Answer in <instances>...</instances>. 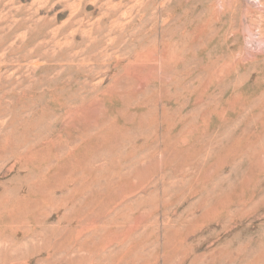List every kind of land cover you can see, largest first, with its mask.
<instances>
[{
    "label": "rangeland",
    "instance_id": "rangeland-1",
    "mask_svg": "<svg viewBox=\"0 0 264 264\" xmlns=\"http://www.w3.org/2000/svg\"><path fill=\"white\" fill-rule=\"evenodd\" d=\"M263 75L264 0H0V264L264 263Z\"/></svg>",
    "mask_w": 264,
    "mask_h": 264
},
{
    "label": "bare ground",
    "instance_id": "bare-ground-1",
    "mask_svg": "<svg viewBox=\"0 0 264 264\" xmlns=\"http://www.w3.org/2000/svg\"><path fill=\"white\" fill-rule=\"evenodd\" d=\"M220 36H221V35H220ZM230 36H231V35H230ZM221 38H222V37H221ZM219 40H220V39H219ZM224 40H225V39H224ZM222 42H223V40H222ZM231 43H232V41H231ZM227 49H229V48H227ZM175 52H176V51H175ZM181 52H182V51H180V53H181ZM236 53H237V52H236ZM226 54H227V53H226ZM233 55H234V54H233ZM230 56H231V55H230ZM224 57H225V56H224ZM227 60L230 61L228 58H227ZM231 60H232V59H231ZM225 61H226V58H225ZM186 62H187V61H186ZM226 62H227V61H226ZM233 62L235 63V61H233ZM231 63H232V61H231ZM173 65H174V64H173ZM214 66H215V65H214ZM214 66H213V68H214ZM216 67H217V65H216ZM221 67H222V66H221ZM230 67H231V66H230ZM234 67H235V66H234ZM236 68H237V66H236ZM216 69H217V68H216ZM224 69H225V72L228 71V70L226 71V68H224ZM224 69H223L222 71H224ZM188 71H189V70H188ZM217 71H218V70H217ZM219 71H220V69H219ZM222 71H221V72H222ZM178 72H179V71H178ZM184 72H185V71H184ZM184 72H183V73H184ZM225 72H222L221 74L223 75V73H225ZM176 73H177V72H176ZM181 73H182V72H181ZM219 73H220V72H219ZM184 74H186V73H184ZM227 74H228V73H227ZM260 74H261V73H260ZM219 75H220V74H219ZM222 75H221V76H222ZM253 75H254V74H253ZM205 76H206V75H205ZM211 76H212V74H211ZM216 76H217V75H216ZM223 76H227V75L224 74ZM263 76H264V75H263ZM238 77H239V76H238ZM259 77H260V76H259ZM261 77H262V76H261ZM261 77H260V78H261ZM223 78H224V77H223ZM248 78H249V77H248ZM256 78H257V77H256ZM235 79H236V78H235ZM177 80H178V79H177ZM191 81H192V80H191ZM208 81H209V80H208ZM231 81H232V80H231ZM235 81H237V80H235ZM253 81H255V80L253 79ZM262 81H263V80H262ZM262 81H261V82H262ZM241 82H242V81H241ZM186 83H188V82H186ZM186 83H185L184 85H187ZM193 83H194V82H193ZM231 83H232V82H230L229 84H231ZM233 83H234V82H233ZM243 83H244V82H243ZM254 83H255V82H254ZM254 83H253V84H254ZM179 84H180V83H179ZM190 84H192V82H191ZM206 84H207V83H206ZM260 84H261V83H260ZM262 84H263V83H262ZM204 85H205V84H204ZM224 85H227V84H224ZM263 85H264V84H263ZM195 86H196V85H195ZM229 86H232V85H229ZM229 86H228V87H229ZM250 86H251V84H250ZM190 87H191V86H190ZM204 87H205V86H204ZM206 87L208 88V86H206ZM228 87H227V88H228ZM232 87H233V86H232ZM238 87H239V86H238ZM238 87H237V88H238ZM184 88H185V87H184ZM227 88H226V89H227ZM185 89H186V88H185ZM190 89H192V88H190ZM255 90H256V89H255ZM175 92H176V91H175ZM181 93H182V92H181ZM212 93H213V92H212ZM186 94H187V93H186ZM210 94H211V93H210ZM223 94H224V92H222L221 95H223ZM180 95H181V94H180ZM221 97H222V96H220V98H221ZM248 97H249V96H248ZM254 97H255V96H254ZM263 97H264V96H263ZM182 99H183V98H182ZM236 99H237V98H236ZM263 99H264V98H263ZM244 100H245V99H244ZM176 101H177V100H176ZM240 101H242V100H240ZM213 102H214V101H213ZM247 102H248V101H247ZM197 103H198V101H197ZM240 103H241V102H240ZM248 103H249V102H248ZM256 103H257V102H256ZM194 104H196V103H194ZM234 104H235V101H234ZM238 104H239V103H238ZM259 104H260V106H262L261 103H259ZM243 105H244V104H243ZM256 105H257V104H256ZM207 106H208V105H207ZM244 106H246V104H245ZM250 106H251V105H250ZM235 107H236V105H235ZM244 108H245V107H244ZM250 108H252V107H250ZM177 109H178V108H177ZM202 109H203V108H202ZM205 109H206V108H205ZM221 109H222V108H221ZM237 109H238V108H237ZM260 109H262V108H260ZM176 111H177V110H176ZM198 111H199V110H198ZM201 111H202V110H201ZM218 111H219V110H218ZM230 111H231V110H230ZM239 111H240V110H239ZM251 111H252V110H251ZM206 112H207V111H206ZM164 113H165V112H164ZM172 113H173V111H172ZM180 113H181V112H180ZM202 113H203V112H202ZM215 113H216V111H215ZM228 113H229V112H228ZM236 113H237V112H236ZM177 114H178V112H177ZM204 114H205V113H204ZM233 114H235V113H233ZM244 114L247 115V112L244 113ZM248 114H250V113H248ZM251 114H252V113H251ZM197 115H198V113H197ZM201 116H202V114H201ZM242 116L244 117V115H242ZM242 116H241V118H242ZM247 116H248V115H247ZM251 116H252V115H251ZM176 117H177V116H176ZM251 118H252V117H251ZM224 119H225V118H224ZM224 119L222 118V120H224ZM247 119H248V118H247ZM163 120H164V119H163ZM188 120H189V119H188ZM198 120H199V118H198ZM225 121H226V119H225ZM229 121H230V119H229ZM231 121H232V120H231ZM239 121H240V120H239ZM241 121H242V120H241ZM245 121H246V120H244L243 122H245ZM157 122H158V121H157ZM161 122H162V121H161ZM161 122H160V123H161ZM187 122H188V121H187ZM189 122H190V121H189ZM201 122H202V120H201ZM234 122H235V121H234ZM262 122H263V121H262ZM164 123H165V122H164ZM190 123H191V122H190ZM235 123H236V122H235ZM235 123H234V124H235ZM239 123H240V122H239ZM263 123H264V122H263ZM175 124H176V123H175ZM230 124H231V123H230ZM256 124H257V123H256ZM256 124H255V125H256ZM161 125H162V124H161ZM176 125H177V124H176ZM176 125H175V126H176ZM238 125H239V124H238ZM255 125H253V126H255ZM157 126H158V125H157ZM259 126H260V122H259ZM262 126H263V125H262ZM197 127H198V126H197ZM232 127H234V125H232L230 128H232ZM198 128H199V127H198ZM234 128H235V127H234ZM234 128H233V130H234ZM249 128H250V126H249ZM251 128H252V127H251ZM216 129H217V127H216ZM224 129H225V128H224ZM235 129H236V128H235ZM260 129H261V128H260ZM262 129H264V128H262ZM262 129H261V130H262ZM172 130H173V129H172ZM231 130H232V129H231ZM245 130H246V129H245ZM249 130H250V129H249ZM240 131H241V130H240ZM165 132H166V131H165ZM232 132H234V131H232ZM246 132H247V131H246ZM257 132H258V131H257ZM257 132H256V133H257ZM214 133H215V132H214ZM225 133H226V131H225ZM228 133H229V132H227V135H228ZM259 134H261V132H259ZM182 135H184V134H182ZM245 135H246V134H245ZM245 135H244V136H245ZM254 135H255V134H254ZM255 136H256V135H255ZM172 137H173V136H172ZM205 138H207V137H205ZM230 138H231V137H230ZM254 138L256 139V137H254ZM164 139H165V138H164ZM228 139H229V138H228ZM228 139H227V140H228ZM243 139H244V138H243ZM180 140H182V139H180ZM211 140H212V139H211ZM227 140H226V142H227ZM229 140H230V139H229ZM231 140H232V139H231ZM231 140H230V141H231ZM249 140H250V139H249ZM253 140H254V139H253ZM174 141H175V140H174ZM222 141H223V139H222ZM246 141H247V140H246ZM203 142H204V141H203ZM208 142H209V141H208ZM231 142H232V141H231ZM240 142H241V141H240ZM249 142H250V141H249ZM91 143H92V142H91ZM165 143H166V142H165ZM169 143H172V142H169ZM169 143H168V145H169ZM173 143H174V142H173ZM180 143H181V142H180ZM180 143H176V144H179V146H180ZM186 143H187V142H186ZM209 143H210V142H209ZM227 143H228V142H227ZM181 144H182V143H181ZM157 145H158V144H157ZM216 145H217V144H216ZM234 145H235V144H234ZM171 146H172V145H171ZM186 146H187V145H186ZM209 146H210V145H209ZM235 146H236V145H235ZM238 146H240V145H238ZM156 147H157V146H156ZM219 147H220V146H219ZM177 148H178V147H177ZM180 148H183V147H180ZM213 148H214V150H215V148L218 149V147H213ZM249 148H250V147H249ZM191 149H192V147H191ZM193 149H194V148H193ZM198 149H199V148H198ZM256 149H257V147H256ZM180 150H181V149H180ZM186 150H187V149H186ZM205 150H206V149H205ZM219 150H220V149H219ZM221 150H222V149H221ZM231 150H232V149H231ZM231 150H230V151H231ZM217 151H218V150H217ZM175 152H176V151H175ZM195 152H196V151H195ZM210 152H211V151H210ZM221 152H222V151H220V154H221ZM233 152H234V149H233ZM247 152H248V151H247ZM207 153H208V152H206V154H207ZM211 153H212V152H211ZM188 154H189V152H188ZM246 154H247V153H246ZM249 154H250V153H249ZM249 154H248V155H249ZM262 154H264V153H262ZM230 155H231V154H230ZM219 156H220V155H219ZM250 156H251V155H250ZM212 157H213V155H212ZM248 157H249V156H248ZM248 157H247V158H248ZM182 158H183V157H182ZM247 158H244V161H245V159H247ZM242 159H243V158H242ZM249 159H250V158H249ZM222 160H223V159H221V161H222ZM237 160H239V159H237ZM178 161H179V160H178ZM244 161H243V162H244ZM246 161H247V160H246ZM176 162H177V161H176ZM173 163H174V162H173ZM226 163H227V161H226ZM237 163H238V162H237ZM237 163H236V164H237ZM250 163H251V162H250ZM180 164H181V163H180ZM188 164H189V163H188ZM238 164H239V163H238ZM241 164H242V163H241ZM186 165H187V164H186ZM224 165H225V164H224ZM242 165H243V164H242ZM247 165H248V164H247ZM247 165H246V166H247ZM190 166H191V165H190ZM190 166H189V167H190ZM192 166H193V165H192ZM227 166H228V165H227ZM239 166H240V165H239ZM253 166H254V165H253ZM178 167H179V166H178ZM249 167H251V166H249ZM129 168L131 169V167H129ZM222 168H223V167H222ZM231 168H233V167H230V169H231ZM236 168L239 170L240 167H238V165H237ZM90 169H92V168H90ZM119 169H120V168H119ZM191 169H192V168H191ZM237 169L234 170V171H236V174H237ZM83 170H84V169H83ZM92 170H93V169H92ZM102 170H103V169H102ZM174 170H175V169H174ZM245 170H246V169H245ZM108 171H109V169H108ZM121 171H122V170H121ZM223 171H224V170H223ZM126 172H127V169H126ZM229 172H230V170H229ZM240 172H241V171H240ZM259 172H260V171H259ZM92 173H93V172H92ZM112 173H113V172H112ZM124 173H125V171H124ZM124 173H123V174H124ZM184 173H186V172H184ZM221 173H222V172H221ZM234 173H235V172H234ZM250 173H251V172H250ZM117 174H118V173H117ZM125 174H126V173H125ZM125 174H124V175H125ZM186 174H187V173H186ZM121 175H122V173H121ZM127 175H128V173H127ZM182 175H183V174H182ZM117 176H118V175H117ZM128 176H129V175H128ZM233 176H234V175H233ZM239 176H241V173H240ZM251 176H252V175H251ZM115 177H116V176H115ZM183 177H184V175H183ZM214 177H215V176H214ZM126 178H128V177H126ZM184 178H185V177H184ZM186 178H187V177H186ZM186 178H185V179H186ZM219 178H220V177H219ZM239 178H240V177H239ZM128 179H129V178H128ZM185 179H184V180H185ZM188 179H189V178H188ZM188 179H187V180H188ZM215 179H217V178H215ZM215 179H214V180H215ZM187 180H185V181H187ZM214 180H213V181H214ZM238 180H240V179H238ZM209 181L211 182V180H209ZM240 181H241V180H240ZM261 181H262V180H261ZM261 181H260V183H261ZM182 182H183V181H182ZM182 182H181V183L178 182V183H180V186L182 185ZM255 182H256V181H255ZM263 182H264V181H263ZM184 183H186V182H184ZM190 183H192V182H190ZM197 183H198V182H197ZM197 183H196V184H197ZM219 183H220V182H219ZM256 183L258 184V183H259V180H258ZM215 184H216V186H217V183H215ZM215 184L213 185V186H214L213 188H216ZM257 184H256V185H257ZM152 185H153V184H152ZM186 185H187V184H186ZM186 185H184L185 187H183V186H181V187H183V189H184V188H186ZM249 185H250V184H249ZM249 185H248V186H249ZM258 185H259V184H258ZM178 186H179V185H178ZM178 186H177V187H178ZM196 186H197V185H196ZM207 186H208V185H207ZM207 186H206V187H207ZM231 186H232V185H231ZM263 186H264V185H263ZM130 187H131V186H130ZM154 187H155V186H154ZM188 187L191 188V186H189V185H188ZM206 187H205V188L203 187V189H208V190H211V189H212V188H206ZM251 187H252V186H251ZM255 187H256V186H255ZM150 188H151V186H150ZM152 188H153V187H152ZM194 188H196V187H194ZM199 188H200V187H199ZM217 188H218V186H217ZM217 188H216V189H217ZM231 188H232V187H229L228 189H231ZM252 188H253V187H252ZM148 189H149V188H148ZM148 189H147V191H149ZM191 189H192V188H191ZM218 189H220V188H218ZM224 189H225V187H224ZM224 189H223L222 192L226 193V192L224 191ZM262 189H263V187H262ZM192 190H193V189H192ZM200 190H201V188H200ZM221 190H222V189H221ZM221 190H220V191H221ZM252 190H253V189H252ZM151 191H152V190H151ZM185 191H187V190H185ZM198 191H199V190H198ZM203 191H205V190H203ZM213 191H215V189H214ZM253 191H254V190H253ZM260 191H261V190H260ZM131 192H132V191H131ZM189 192H190V191H189ZM218 192H219V191H218ZM149 193H150V192H149ZM187 193H188V191H187ZM187 193H186V194H187ZM199 193H201V192H199ZM203 193H204L203 195L205 196V192H203ZM219 193H220V192H219ZM224 193H223V194H224ZM242 193H243V192H242ZM195 194H197V193H195ZM211 194H212V193H211ZM214 194H215V192H214ZM214 194H213V196H215ZM223 194L221 193V195H223ZM233 194H234V192H233ZM233 194H230V196L233 195ZM236 194H237V193H236ZM238 194H239V196H240L241 192H239ZM184 195H185V194H184ZM191 195H192V194H191ZM200 195H201V194H200ZM206 195H207V194H206ZM226 195H227V194H226ZM243 195H244V194H243ZM251 195H252V194H251ZM201 196H202V195H201ZM217 196H218V195H217ZM217 196H215V197L217 198ZM230 196H229V198H230ZM233 196H234V195H233ZM262 196H263V195H262ZM176 197H177V196H176ZM205 197H206V196H205ZM221 197H222V196H220V198H221ZM224 197H225V195H224ZM244 197H248V195H247V196H244ZM254 197H255V196H254ZM263 197H264V196H263ZM139 198H140V197H139ZM139 198H138V199H139ZM209 198H210V197H209ZM235 198H236V197H235ZM240 198H241V197H240ZM249 198H250V197H249ZM211 199H212V198H211ZM213 199H214V198H213ZM250 199H251V198H250ZM204 200H205V199H204ZM230 200H231V199H230ZM235 200H236V199H235ZM239 200H241V199H239ZM263 200H264V199H263ZM135 201H136V200H135ZM141 201H142V200H141ZM205 201H208V199L205 200ZM251 201H252V200H251ZM256 201H257V200H256ZM260 201H261V200H260ZM231 202H232V201H231ZM258 202H259V200L257 201V203H258ZM205 203H206V202H205ZM210 203H212L211 200H210ZM215 203H216V201H215ZM227 203H228V202H227ZM244 203H246V202H244ZM249 203H250V202H249ZM207 204H209V203H207ZM212 204H213V203H212ZM230 204H231V203H230ZM241 204H242V203H241ZM255 204H256V203H255ZM255 204H254V206L257 205V204L255 205ZM191 205H192V203H191ZM191 205L189 204V206H191ZM213 205H214V204H213ZM258 205H259V204H258ZM258 205H257L256 207H254V206H252V207L257 208ZM205 206H206V205H205ZM207 206H208V205H207ZM207 206H206V208H207ZM249 206H250V205H249ZM249 206H248V207H249ZM191 207H192V206H191ZM209 207H210V206H209ZM211 207H212V205H211ZM227 207H228V206H227ZM239 207H240V206H239ZM115 208H116V207H115ZM206 208H205V209H206ZM259 208H261V207H259ZM262 208H263V207H262ZM225 209H226V208H225ZM233 209H234V208H232V210H233ZM244 209H245V208H244ZM249 209H250V208H249ZM239 210H240V209H239ZM239 210H238V211H239ZM255 210H256V209H255ZM238 211H235V213H237ZM242 211H243V210H242ZM250 211H251V210H250ZM250 211L247 210L246 212L248 213V212H250ZM117 212H118V211H117ZM226 212H227V211H226ZM232 212H233V211H232ZM252 212H253V211H252ZM235 213H234V214H235ZM244 213H245V212H244ZM213 214H214V213H213ZM230 214H231V213H230ZM246 215H247V214H246ZM230 216H231V215H230ZM233 216H234V215H233ZM233 216H231V217H233ZM235 216H236V215H235ZM237 216H238V215H237ZM240 216H241V215H240ZM240 216H239V217H240ZM231 217H230V218H231ZM227 218H228V217H227ZM237 218H238V217H237ZM237 218H236V219H237ZM139 219H140V218H139ZM193 219H194V218H193ZM231 219H232V218H231ZM241 219H242V218H241ZM194 220H195V219H194ZM194 220H191V221L193 222ZM234 220H235V219H234ZM136 221H137V219H136ZM192 222H191V223H192ZM194 223H196V222H194ZM194 223H193V224H194ZM196 224H197V223H196ZM223 224L225 225V223H223ZM226 224H229V223H226ZM185 226H186V225H185ZM226 226H227V225H226ZM201 227H202V226H201ZM223 227H224V226H223ZM199 228H200V227H199ZM197 229H198V227H197ZM195 231H196V230H195ZM195 233H196V232H195ZM195 233H194V234H195ZM181 234H182V233H181ZM179 235H180V233H179ZM179 235H178V236H179ZM175 236H177V233L175 234ZM180 236H182V235H180ZM177 238H178V237H177ZM209 238H210V237H209ZM211 238H213V237H211ZM204 239L207 240V238H204ZM185 240H186V239H185ZM196 240H198V239H196ZM194 241H195V240H194ZM203 241H205V240H203ZM228 241H230V240H228ZM228 241H226V242H228ZM175 242H176V241H175ZM175 242H174V243H175ZM182 243H183V242H182ZM182 243H181V244H182ZM197 243H198V242H197ZM197 243H196V244H197ZM198 244H199V243H198ZM226 244H227V243H226ZM226 244H225V245L223 244L225 248H226ZM230 244H231V242H230ZM230 244L228 245V247L230 246ZM232 244H233V243H232ZM188 245L190 246V244H188ZM233 245H234V244H233ZM231 246H232V245H231ZM190 247H191V246H190ZM190 247H189V248H190ZM222 247H223V246H222ZM235 248H236V247H235ZM235 248H234V249H235ZM221 249L224 250V248H221ZM228 249H229V248H228ZM234 249H233V251H232L233 253H234ZM193 250H194V249H193ZM218 250H219V249H218ZM218 250H217V252H219ZM225 250H226V249H225ZM220 251H222V250H220ZM212 252H213V251H212ZM187 253H188V252H187ZM224 253H225V252H224ZM230 253H231V252H230ZM189 254H190V253H189ZM191 254H192V253H191ZM193 254H194V252H193ZM212 254H213V253H212ZM221 254H222V252H221ZM241 254H242V253H241ZM241 254H240V255H241ZM243 254H244V253H243ZM248 254L250 255L251 253L249 252ZM208 255H209V254H208ZM215 255H216V254H215ZM232 255H233V254H232ZM234 255H235V254H234ZM244 255L246 256V254H244ZM244 255H243V256H244ZM249 255H248V256H249ZM262 255H263V254H262ZM228 256H229V255H228ZM245 256H244V257H245ZM250 256H251V255H250ZM205 257H206V256H205ZM208 257H209V256H208ZM217 257H218V256H217ZM219 257H220V256H219ZM234 257H235V256H234ZM263 257H264V255H263ZM220 258H221V257H220ZM225 258H226V257H225ZM247 258H250V257H247ZM222 259H224V258H222ZM236 259H237V258H236ZM236 259H235V260H236ZM245 259H246V257H245ZM215 260H216V259H215ZM217 260H218V259H217ZM219 260H221V259H219ZM247 260H249V259H247ZM212 262H213V261H212ZM212 262H211V263H212ZM216 262H218V261H216ZM219 262H221V261H219ZM232 262H233V261H232ZM243 262L246 263V261H244V260H243ZM214 263H215V262H214ZM214 263H213V264H214ZM262 263H263V262H262ZM262 263H261V264H262ZM217 264H221V263H217ZM242 264H243V263H242ZM263 264H264V263H263Z\"/></svg>",
    "mask_w": 264,
    "mask_h": 264
}]
</instances>
